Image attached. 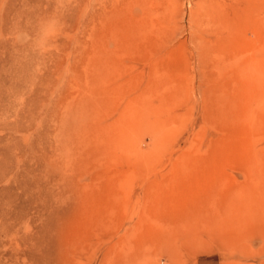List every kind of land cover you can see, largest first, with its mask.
Returning <instances> with one entry per match:
<instances>
[{"label":"rangeland","instance_id":"374dc122","mask_svg":"<svg viewBox=\"0 0 264 264\" xmlns=\"http://www.w3.org/2000/svg\"><path fill=\"white\" fill-rule=\"evenodd\" d=\"M0 264H264V0H0Z\"/></svg>","mask_w":264,"mask_h":264},{"label":"bare ground","instance_id":"6f19581e","mask_svg":"<svg viewBox=\"0 0 264 264\" xmlns=\"http://www.w3.org/2000/svg\"><path fill=\"white\" fill-rule=\"evenodd\" d=\"M205 2V1H204ZM212 2V1H211ZM207 4L209 3V1L208 2H206ZM210 4V3H209ZM210 5H212V4H210ZM209 6V5H208ZM217 6V5H216ZM202 7H203V5H202ZM218 7V6H217ZM208 9H209V7H208ZM219 9V8H218ZM212 10V9H211ZM213 13H214V16H215V12L217 13V10L215 11V9L212 11ZM217 16H218V14H217ZM216 16V17H217ZM215 19V18H214Z\"/></svg>","mask_w":264,"mask_h":264}]
</instances>
